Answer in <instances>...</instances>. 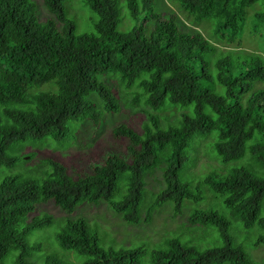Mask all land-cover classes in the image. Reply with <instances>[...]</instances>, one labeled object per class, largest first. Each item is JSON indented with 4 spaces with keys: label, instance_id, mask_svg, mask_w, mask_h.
<instances>
[{
    "label": "trees",
    "instance_id": "1",
    "mask_svg": "<svg viewBox=\"0 0 264 264\" xmlns=\"http://www.w3.org/2000/svg\"><path fill=\"white\" fill-rule=\"evenodd\" d=\"M84 1L98 19L94 31L78 33L64 0H43L51 15L44 21L35 0H0V171H16L0 181V264H34L39 256L41 264H143L144 255L150 264H253L231 226L233 219L247 229L257 226L253 245L264 244V53L243 49L241 38L248 27L253 36L264 33V0H178L189 27L176 15L162 16L156 0H126L133 20L154 22L128 31L118 30V0ZM258 1L262 7L248 20V8ZM202 23L213 36L199 29ZM112 75L125 92L140 90L133 105L147 106L141 133L125 124L113 129L130 142L126 156L111 153L77 177L52 158L18 165L25 145L46 138L69 142L81 123L96 125L104 112H117L119 99L106 83ZM196 137H204L199 145ZM204 142L223 164L247 158L226 173L197 177ZM191 159L195 166L182 179ZM29 167L38 174L23 173ZM156 171L164 187L150 196L147 177ZM206 198L210 202L196 207ZM220 198L229 215L211 205ZM50 200L68 213L82 203L106 202L131 224L150 222L166 203L174 214L186 206L188 222L213 227L221 242L205 246L178 234L150 250L104 246L84 217L58 220L45 211L30 217ZM54 223L60 247L82 259L36 253L42 244L30 237Z\"/></svg>",
    "mask_w": 264,
    "mask_h": 264
},
{
    "label": "rangeland",
    "instance_id": "2",
    "mask_svg": "<svg viewBox=\"0 0 264 264\" xmlns=\"http://www.w3.org/2000/svg\"><path fill=\"white\" fill-rule=\"evenodd\" d=\"M35 2L38 5L40 20L44 21L47 18H50L51 15L45 8L43 0H35ZM118 2L120 6V21L118 23L119 31H128L132 27L141 24L145 26L154 25L153 20L144 19L143 16L140 17L139 21L133 20L128 11L126 0H118ZM64 5L68 15L75 20L78 33L91 32L95 30L94 23L98 19V16L91 10L84 0H64ZM155 5L156 9H158L162 16L176 15L182 21V26H191L185 14L179 8L178 0H156ZM261 7L262 1H258L250 6L248 8V20L251 15ZM203 23L199 25V29L202 30L205 35L213 36L210 24L206 23L204 25ZM241 38L243 42V49L264 53L263 30L253 36L250 33V28L248 27L246 30L243 29ZM217 45V47L221 50L230 48V45L226 44L217 43ZM106 83L119 99V110L117 112H104L103 121L96 125L91 121L89 123L88 121L81 123V125L76 127L74 130V137L69 142H59L52 138H46L39 141L35 145H25L20 150V153L23 154L25 158L22 162H19L18 165L21 164V167L28 165L34 166V164H37L41 159L52 158L61 162L67 168L70 175L77 177L91 172L96 163L103 162L111 153L126 156L128 154V146L130 142L125 136H116L113 129L120 124H125L141 133L143 130V124L146 121V113L143 109L147 106L142 102L133 105V92L140 91L137 87H133L125 92V86L120 83L118 77L113 75L106 79ZM179 109L190 112L191 107H179ZM169 111L170 110L166 109L164 113L169 114ZM170 115L172 117L175 115L174 110L170 111ZM162 119L165 120L166 116H163ZM172 122H174V120H172ZM214 133L216 134V132ZM201 138L204 137H196L194 139V141L196 140V145H199ZM206 145L207 144L205 142L202 143V148L199 154L200 159L197 161V168L201 171V173H195L197 174V177H203L206 173L215 171L226 173L233 166L240 165L245 162V159L247 158V156H245L239 161L223 164L219 161V156H216L217 153L214 152L216 153L215 155L210 153V150L206 148ZM188 166L190 167L187 168ZM194 166L195 161L191 159L187 166H185V168L181 171L182 179L190 176L189 169ZM13 172H16L14 168L10 169L4 167L1 169L0 181L3 178L1 176ZM23 173L38 174L31 167ZM147 187L150 192V196L153 193L159 192L160 189L164 187L162 184L161 171H156L153 175L147 177ZM207 201L210 202L208 198L198 202L196 207L202 208L203 204H206ZM211 205L216 206L215 208L218 207L217 209L220 208L219 210L221 212L229 215L221 198L213 199ZM43 211L54 215V217L58 220L65 217L86 218L100 231L102 244L104 246H144L146 249L150 250L154 247L160 246L165 237L178 234L187 238L195 239L199 242L202 240L201 245L208 246L216 243L217 241L215 240L218 236L217 231L213 227H206L207 229L199 227L194 228L187 220L188 213L190 211L189 207L185 206L181 214H174L173 206L169 203H166L156 209L150 222L146 223L141 221L138 224L127 223L122 218V215L114 212L106 202H101L99 204L88 202L82 203L76 207L72 213H68L62 210L53 200H50L39 204L30 214V217ZM142 218H144V213ZM236 226L239 228L236 229ZM58 228L59 225L54 223L49 227H45L34 232V234L30 237L31 242H39L42 244V249L36 251V253H44L47 255L48 253L58 252L59 255L61 254L68 257L74 262H77L79 258L82 259V257L77 255L73 250H63L60 247L55 237ZM260 232L261 230L257 226L247 229L240 221L235 219L232 220L231 233L234 237L236 236L239 243L243 244L253 264H264V244L253 245V242L256 241ZM220 242L221 241L218 240L217 243ZM41 258L42 256L36 258L34 264H41ZM142 261L143 264H150L148 255H144L142 257Z\"/></svg>",
    "mask_w": 264,
    "mask_h": 264
}]
</instances>
